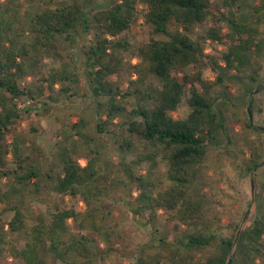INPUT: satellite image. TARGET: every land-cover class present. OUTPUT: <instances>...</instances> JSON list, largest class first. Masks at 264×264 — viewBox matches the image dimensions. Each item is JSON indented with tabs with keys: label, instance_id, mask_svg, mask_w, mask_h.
<instances>
[{
	"label": "trees",
	"instance_id": "trees-1",
	"mask_svg": "<svg viewBox=\"0 0 264 264\" xmlns=\"http://www.w3.org/2000/svg\"><path fill=\"white\" fill-rule=\"evenodd\" d=\"M70 1L53 5L52 0H0V264L9 259L20 264H121L112 258L114 243L122 240L127 246L130 239L120 221H109L111 203L133 213L132 230L138 232L143 219L146 227L150 224L142 238H132L130 264L264 261V218L242 226L234 245L240 223L224 221L225 213L211 200L203 178L209 145L222 146L217 160H232L239 179L264 161V142L257 136L244 165L231 145L226 115L217 111L215 93L219 84L230 89L232 82L242 81L239 90L248 96L252 83L264 80V0L248 12L241 10L242 0H109L99 10L92 8V0ZM140 18L150 26V34L133 46L121 35ZM208 19L204 34L190 35ZM226 23L227 48L221 58L206 54L208 40L223 41ZM87 42L89 46H83ZM75 44L86 56L85 76L97 113L106 118H100L91 136L80 120L73 125L76 131L65 136L75 143L59 145L54 152L39 142L35 125L27 138L14 135L9 140L17 120L39 103L38 96L49 98L46 91L70 79L67 71L60 76L52 71L43 78L46 84L38 87L37 96L20 83L27 74L26 60L39 54L61 57L63 48ZM125 52L136 59L131 67L137 78L132 83L158 79V85L149 83L136 92V106L126 103L133 92L120 80L127 64ZM207 67L216 73L214 80L205 77ZM24 96L33 100L30 106L23 105ZM184 97L191 110L176 118L173 112ZM251 101L253 110L255 96ZM122 115L128 118V135L147 144L132 162L106 159L100 148L109 146L105 135L118 137L120 149L131 148L130 137H119L108 126ZM245 122L264 132L253 126L249 115ZM52 157L55 163L42 164ZM145 162L150 164L142 172L139 165ZM160 163L166 166L164 178L154 173ZM66 198L81 204L69 206Z\"/></svg>",
	"mask_w": 264,
	"mask_h": 264
},
{
	"label": "rangeland",
	"instance_id": "rangeland-1",
	"mask_svg": "<svg viewBox=\"0 0 264 264\" xmlns=\"http://www.w3.org/2000/svg\"><path fill=\"white\" fill-rule=\"evenodd\" d=\"M60 1L61 0H52L51 4L54 5ZM92 2V8L94 7L95 10H99L106 8L109 0H92ZM258 2L259 0H242L240 2L241 10L248 12L251 9V5ZM66 3H71V1L66 0ZM139 7L142 8V4H140ZM240 13L241 11L238 12V15ZM210 22V19H208L206 22L196 25L192 29L190 35L194 38H198L199 35L204 34L205 30L209 27ZM262 31H264V24L262 26ZM228 32L229 24L226 23L222 32L223 41L218 42L208 40L205 45V53L221 58L222 53L227 48L226 34ZM149 34L150 26L145 24L140 18L138 23L133 25L127 32L123 33L121 37H124L129 40L133 46H136L147 41ZM93 35L94 33L92 32L90 37H93ZM89 44L90 42H87L84 43L83 46H89ZM80 46L75 44L71 48H63L61 57H44L39 54L34 57H29L26 60L27 74L20 79V83L22 87L32 90L35 95L38 93V87L44 83L43 78L47 77L52 71H55L58 76H60L61 73L63 74V71H67L70 79H61L55 84L53 89L46 91L45 96H49V98L37 95L39 103L34 102L30 111L26 112L21 119L17 120L13 132L9 135V140H12L14 135H22V137L27 138L29 135L33 134L34 131L32 130V126L35 125L39 129V142L48 152H54L59 145H73L74 140H71L72 137L66 138L65 136L71 135L76 131V128L73 127V125H79L80 120H83V122L87 124L90 136L94 135L93 130L96 123L101 117L105 119L106 116L103 112L97 113L98 104L91 94V86L89 85L88 78L85 76L84 62L86 56L81 51ZM123 55L127 64L120 80L123 83V88H127L133 92V95L126 100V103L131 106H136L139 103V94H136V92L142 88L144 89V86L149 83L158 85V79L152 76L147 80L146 84H140L137 82L132 83L131 81H134L137 78L136 71L131 67V65L136 62V59H133L131 52H125ZM205 57L208 62L209 57ZM190 69L194 70L195 67L192 66ZM205 77L214 80L216 78V73L211 70V67H207L205 69ZM260 77L264 79V64ZM263 81L264 80L260 81V83L259 81L252 83V87H254L252 92L255 91ZM44 84H46V82ZM66 85L69 87L68 90L64 89ZM242 85V81H237L236 83L232 82L230 84L231 88L227 89L219 84L216 87L215 93L218 96L219 103L217 111L224 113L227 118V125L230 135L232 136L231 145L236 151H238L239 156H241L242 162H244L245 165L252 151L251 140L258 136L264 142V132L258 131L256 128H250L246 125L245 121L247 120V115H249V96L252 92L248 96L245 95L243 91L241 92L239 90ZM252 96H255L254 108L253 110L251 109L252 124L253 126L264 128V89H260ZM44 101H47V104H44ZM22 103L25 106H30L33 103V100L24 96L22 97ZM151 105H154V102H152ZM47 107L49 110L43 115L42 112H44V108ZM190 110L191 107L188 102V97H184L178 108L173 112V116L176 118H184L188 115ZM101 114H103V116H101ZM108 126L115 131V134L119 137L121 136V133L130 137L129 139L132 141V146L130 149L122 150L119 148L118 137L105 135L106 143L109 146L106 148H100L103 150L106 159L112 158L115 161L127 160L128 162H132V160L136 159L142 151L147 150V144L143 140L137 136L128 135L126 131L128 118L126 116H117L113 123ZM84 130H86V128H84ZM220 140L223 145L227 142L224 134H222ZM81 145L82 144H80V146ZM221 148L222 146L218 147L215 145H209L203 167L205 172L203 178L207 182V192L209 193L211 200L214 204L219 205L221 210L225 213V222H228L229 218H232L237 220L240 225L246 226L252 223L255 217L264 218V165L258 167L253 174L251 172L244 178L239 179L232 160L224 162H219L217 160L218 152ZM80 150L82 153L87 151L83 146L80 147ZM240 150L245 152L244 155ZM55 161L56 159L52 157L51 159L44 160L42 164L49 166L50 162L53 164ZM149 164L150 162H145L142 165H139L140 171L146 172ZM165 168V164L160 163V165L154 169V173L156 176L158 175L164 178ZM252 179H254L255 185L254 196L252 192ZM65 201L69 206L76 204L77 208L81 204L68 198H66ZM251 202L252 207L250 212L244 219ZM110 209L111 214L109 221L113 224L114 222L120 221L121 227L125 228L123 234L130 239V243L127 246L123 244L122 240L115 241L114 246L117 249L112 258L119 261L121 264H130V262H133L132 238H142L143 232L149 231L150 224L146 227L144 225L145 219H143L139 223L141 228L136 232L132 230L133 224L136 221L133 218V213L131 211L125 206L117 203H111ZM8 217H10V215H8ZM137 218L140 217L137 216ZM161 221L162 224L166 223L165 216H161ZM261 260L262 259H257V264H264V261ZM6 263L20 264L12 259H9L8 261L6 260ZM107 264H110V262L108 261Z\"/></svg>",
	"mask_w": 264,
	"mask_h": 264
},
{
	"label": "water",
	"instance_id": "water-1",
	"mask_svg": "<svg viewBox=\"0 0 264 264\" xmlns=\"http://www.w3.org/2000/svg\"><path fill=\"white\" fill-rule=\"evenodd\" d=\"M263 86H264V81H263V82H262V83L256 88V90L253 91V92L250 94V96H249L248 113H249V117H250V119H252V110H251L252 101H251V96H252L253 94L257 93V92L261 89V87H263ZM263 165H264V161L261 162L260 164L256 165V166L253 168L252 174L257 170L258 167L263 166ZM254 186H255V185H254V179H252V192H253V196H254V190H255V189H254ZM253 198H254V197H253ZM252 201H253V199H252ZM251 207H252V202H251V204H250V206H249V208H248V210H247V212H246V214H245L244 219L248 216ZM241 228H242V225H240V228H239V230H238V232H237V235H236V238H235V241H234V245L237 243V240H238V237H239V234H240ZM228 264H230V260L228 261Z\"/></svg>",
	"mask_w": 264,
	"mask_h": 264
}]
</instances>
